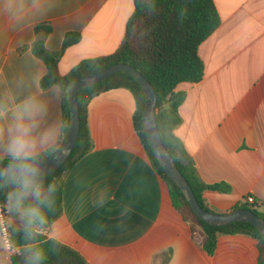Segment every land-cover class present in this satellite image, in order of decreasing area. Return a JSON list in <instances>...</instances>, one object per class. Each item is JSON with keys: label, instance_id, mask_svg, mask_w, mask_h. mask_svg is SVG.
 <instances>
[{"label": "crops", "instance_id": "obj_1", "mask_svg": "<svg viewBox=\"0 0 264 264\" xmlns=\"http://www.w3.org/2000/svg\"><path fill=\"white\" fill-rule=\"evenodd\" d=\"M214 3L221 24L198 48L203 79L176 89L186 96L175 134L205 184L230 187L206 190L210 207L225 213L249 195L264 211V0ZM133 12V0H0V96L39 95L48 122L62 123L60 88L40 86L47 66L31 50L36 26L50 27L45 46L52 53L62 50L67 33L80 34L58 62L66 75L83 60L114 53ZM135 110L127 89L90 100L93 147L67 172L62 212L48 237L88 264H258V242L249 236L219 237L212 255L202 249L147 155Z\"/></svg>", "mask_w": 264, "mask_h": 264}, {"label": "trees", "instance_id": "obj_2", "mask_svg": "<svg viewBox=\"0 0 264 264\" xmlns=\"http://www.w3.org/2000/svg\"><path fill=\"white\" fill-rule=\"evenodd\" d=\"M133 2L134 12L127 22L125 36L120 47L110 55L81 61L66 75L59 73L58 62L66 48L80 41V34L67 33L64 37L62 50L52 53L45 46V36L50 32V27L48 25L36 26L38 36L32 44L31 50L47 66V73L41 79L40 86L46 90L57 85L61 91L62 123H66L67 128L64 131L60 149L65 143L71 122L68 91L73 83L113 64L131 65L151 83L156 92L155 119L160 137L177 168L191 186L199 205L207 212L221 213L207 204L204 192L216 190L228 193L230 187L225 183L205 184L201 180L194 162L175 134L176 128L182 121L179 107L186 96L184 92L176 89L182 83L196 84L203 79L204 64L198 56V48L221 24L214 0H133ZM113 89H127L134 96L136 102L133 117L135 130L153 167L166 182L173 206L189 224L192 233L201 236L202 249L212 255L219 237L245 235L257 240L260 250L258 264H264V238L255 226L247 222L214 226L205 223L193 212L181 189L167 175L153 153L143 128L142 113L145 95L135 78L126 72H118L110 78L78 92L79 135L75 148L67 161L59 169L46 174V186L54 182L56 191L53 194V208L45 209L48 222L39 234L32 239H26L23 220L10 210L7 202V190H0V204L8 207L7 230L10 242L18 248V252L10 258L11 264H25L29 247H39L46 252L47 259L44 264H88L78 251L49 238L48 233L52 223L62 212L63 183L67 172L93 147L88 130V104L93 97ZM59 151L55 154L44 155L41 162L52 158ZM240 209L251 210L264 220V211L260 210V206L247 201L236 205L225 213Z\"/></svg>", "mask_w": 264, "mask_h": 264}, {"label": "clouds", "instance_id": "obj_3", "mask_svg": "<svg viewBox=\"0 0 264 264\" xmlns=\"http://www.w3.org/2000/svg\"><path fill=\"white\" fill-rule=\"evenodd\" d=\"M48 112L39 95L0 96V190H7L10 210L23 220L26 239L43 230L45 209L54 205L56 186H46L48 170L41 160L60 150L67 124L48 122ZM46 259L43 249L29 247L25 264H44Z\"/></svg>", "mask_w": 264, "mask_h": 264}, {"label": "water", "instance_id": "obj_4", "mask_svg": "<svg viewBox=\"0 0 264 264\" xmlns=\"http://www.w3.org/2000/svg\"><path fill=\"white\" fill-rule=\"evenodd\" d=\"M118 72H126L130 74L142 88L145 95V104L142 113L143 128L149 139L153 153L167 175L181 189L196 216L205 223L214 226L230 225L235 222H247L255 226L264 238V220L251 210L240 209L231 213H211L202 209L191 186L177 168L172 156L166 149L160 137L155 119L156 92L153 86L138 70L128 64H113L103 70L80 78L69 88L68 103L71 111V122L67 138L63 145L64 148L62 147L52 158L41 162L48 170L46 174L59 169L71 156L75 148L80 131V110L77 101L78 92L84 88L104 81Z\"/></svg>", "mask_w": 264, "mask_h": 264}, {"label": "built area", "instance_id": "obj_5", "mask_svg": "<svg viewBox=\"0 0 264 264\" xmlns=\"http://www.w3.org/2000/svg\"><path fill=\"white\" fill-rule=\"evenodd\" d=\"M248 203H256L252 196H247ZM7 211L8 207L0 204V239L2 240L3 248L10 256L18 252V248L14 247L10 242V236L7 230Z\"/></svg>", "mask_w": 264, "mask_h": 264}, {"label": "rangeland", "instance_id": "obj_6", "mask_svg": "<svg viewBox=\"0 0 264 264\" xmlns=\"http://www.w3.org/2000/svg\"><path fill=\"white\" fill-rule=\"evenodd\" d=\"M0 246L3 247V244H2V240L0 239ZM4 250V248H3ZM3 250L1 249L0 252L1 254L3 255L1 258H0V264H9V260L6 258V254L3 252Z\"/></svg>", "mask_w": 264, "mask_h": 264}]
</instances>
